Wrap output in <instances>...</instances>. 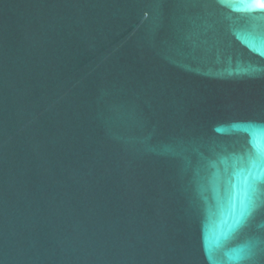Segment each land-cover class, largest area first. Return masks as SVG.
<instances>
[{"label":"water","instance_id":"water-1","mask_svg":"<svg viewBox=\"0 0 264 264\" xmlns=\"http://www.w3.org/2000/svg\"><path fill=\"white\" fill-rule=\"evenodd\" d=\"M0 264H264V0H0Z\"/></svg>","mask_w":264,"mask_h":264}]
</instances>
